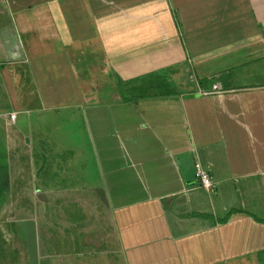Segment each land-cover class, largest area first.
Instances as JSON below:
<instances>
[{"label":"crops","instance_id":"1","mask_svg":"<svg viewBox=\"0 0 264 264\" xmlns=\"http://www.w3.org/2000/svg\"><path fill=\"white\" fill-rule=\"evenodd\" d=\"M30 259L264 264V0H0V264Z\"/></svg>","mask_w":264,"mask_h":264},{"label":"rangeland","instance_id":"2","mask_svg":"<svg viewBox=\"0 0 264 264\" xmlns=\"http://www.w3.org/2000/svg\"><path fill=\"white\" fill-rule=\"evenodd\" d=\"M215 58L214 57H212V61L214 60ZM208 83L210 82V80H206ZM204 84V83H203ZM204 85H210V84H204ZM14 222H16V220H17V218H16V216H14ZM25 225H27V228H29L30 230L32 229V227H33V222H29L28 224H25ZM14 229H13V231L11 230V231H9V236L11 237V240H12V243H13V246L14 245H16L17 247H20V245L22 246V243H23V240H22V238L20 237V235H18L17 233H16V229L18 230V228H17V224H14ZM34 228V227H33ZM31 234V233H30ZM18 235V236H17ZM25 240H26V243H27V247L30 249V253H31V255H32V257H33V252H34V249H35V247H34V243H33V238H31L30 236H28V237H25ZM6 248H7V246L4 244V249H3V253H4V255H5V253H6ZM12 251L14 250V249H11ZM15 253V252H14ZM16 254V253H15ZM30 263L31 264H33V260L32 259H30Z\"/></svg>","mask_w":264,"mask_h":264},{"label":"built area","instance_id":"3","mask_svg":"<svg viewBox=\"0 0 264 264\" xmlns=\"http://www.w3.org/2000/svg\"><path fill=\"white\" fill-rule=\"evenodd\" d=\"M216 90H218V86L215 85L213 86V91H216ZM204 93L207 94L206 92ZM196 178L200 180V182L206 189L212 186V182H211L208 172L201 170L199 167L197 168V171H196Z\"/></svg>","mask_w":264,"mask_h":264}]
</instances>
